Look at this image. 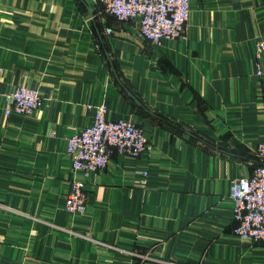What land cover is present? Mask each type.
<instances>
[{"label":"crops","instance_id":"obj_1","mask_svg":"<svg viewBox=\"0 0 264 264\" xmlns=\"http://www.w3.org/2000/svg\"><path fill=\"white\" fill-rule=\"evenodd\" d=\"M263 34L264 0H190L159 48L104 0H0V264H264L230 195L260 163ZM19 85L41 104L6 114ZM102 103L152 148L86 176L67 142ZM73 178L83 213L65 207Z\"/></svg>","mask_w":264,"mask_h":264},{"label":"built area","instance_id":"obj_2","mask_svg":"<svg viewBox=\"0 0 264 264\" xmlns=\"http://www.w3.org/2000/svg\"><path fill=\"white\" fill-rule=\"evenodd\" d=\"M107 10L120 20L138 19L142 35L154 47L162 41L180 36L190 13V0H104ZM112 31L111 28L107 29ZM258 52L264 50V34L256 40ZM37 88L19 85L6 95L5 113H32L41 104ZM106 104L94 106L92 122L74 132L67 142L72 166L84 175L104 168L113 154L139 156L150 151L151 141L144 129L126 119H110ZM260 163L249 176L235 178L231 184L234 202V232L264 246V141L256 146ZM87 184L73 178L65 207L70 212L87 209Z\"/></svg>","mask_w":264,"mask_h":264},{"label":"trees","instance_id":"obj_3","mask_svg":"<svg viewBox=\"0 0 264 264\" xmlns=\"http://www.w3.org/2000/svg\"><path fill=\"white\" fill-rule=\"evenodd\" d=\"M259 162H260V159H259Z\"/></svg>","mask_w":264,"mask_h":264}]
</instances>
